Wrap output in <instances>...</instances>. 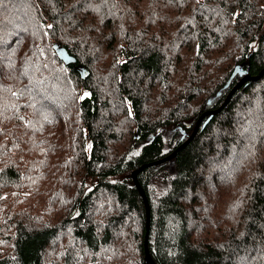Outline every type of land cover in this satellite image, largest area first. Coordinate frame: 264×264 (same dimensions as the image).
<instances>
[{
  "label": "trees",
  "instance_id": "1",
  "mask_svg": "<svg viewBox=\"0 0 264 264\" xmlns=\"http://www.w3.org/2000/svg\"><path fill=\"white\" fill-rule=\"evenodd\" d=\"M145 236L264 264V0H0V264H150Z\"/></svg>",
  "mask_w": 264,
  "mask_h": 264
},
{
  "label": "water",
  "instance_id": "2",
  "mask_svg": "<svg viewBox=\"0 0 264 264\" xmlns=\"http://www.w3.org/2000/svg\"><path fill=\"white\" fill-rule=\"evenodd\" d=\"M54 48H55V50H56L58 56L60 57V59H62L65 63H69V62H74V61H75V57H74L73 55H71V54L67 51V49H66L64 46H62L60 43L55 42V43H54ZM78 69L81 71V73L83 72L82 68H80L79 66H78ZM246 77H248V76H247L246 74H243V76L239 78L237 84L231 89V91H230L229 93H227V95H226L224 101L222 102V104L220 105L219 108H221L223 105H225V104L228 102V100L230 99V97H231L233 91H234V90H235V89H236V88H237V87H238V86H239V85L245 80ZM212 113H213V112L210 111V110L205 111L204 114H202V115L197 119V122L195 123V125H194V127H193V130H192V132L189 134L188 137H192V136L195 134V132L197 131V128H198V126H199V122H200V120L202 119L203 115H205V114H209V115H210V114H212ZM188 137H187V138H188ZM187 138H186V139H187ZM188 139H189V138H188ZM188 139H187V141H188ZM173 154H174V153H171V154H169V155H167V156H165V157H163V158H161L160 160H157V161H162V160L169 159L170 157H172ZM137 170H138V169H137ZM137 170H136V171H137ZM132 176H133V180H134V182H135L136 185L139 187L140 193H141V195H142V197H143V200H144V204H145V208H146V215H147V219H146V221H147V225H146V227H147V229H148V224H149V206H148V201H147V199H146V195H145L143 189L140 187L139 183L137 182V179H136V177H135V173H134V172L132 173ZM146 235H147V233H146ZM146 242H147V237L145 236V257H146V262H147V263H150V264H155L154 261L152 260L151 256H150V253H149L148 249H147V243H146Z\"/></svg>",
  "mask_w": 264,
  "mask_h": 264
},
{
  "label": "rangeland",
  "instance_id": "3",
  "mask_svg": "<svg viewBox=\"0 0 264 264\" xmlns=\"http://www.w3.org/2000/svg\"><path fill=\"white\" fill-rule=\"evenodd\" d=\"M46 97H47V98H45L46 100H50V99H51V95H49V94H46ZM68 97H69V96H66L65 94L62 95V99L65 100V101H66V99H68ZM64 105H65L67 108L69 107V105H68L67 103H64L63 106H62L63 111L66 112L67 109H66V108L64 109Z\"/></svg>",
  "mask_w": 264,
  "mask_h": 264
},
{
  "label": "snow or ice",
  "instance_id": "4",
  "mask_svg": "<svg viewBox=\"0 0 264 264\" xmlns=\"http://www.w3.org/2000/svg\"><path fill=\"white\" fill-rule=\"evenodd\" d=\"M237 15H238V13H237ZM49 27H51V25H49ZM85 95H87V94H85Z\"/></svg>",
  "mask_w": 264,
  "mask_h": 264
}]
</instances>
